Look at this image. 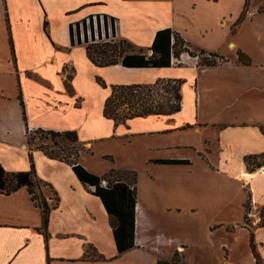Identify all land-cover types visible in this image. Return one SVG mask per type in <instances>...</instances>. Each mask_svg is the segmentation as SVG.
<instances>
[{
	"label": "crops",
	"instance_id": "obj_1",
	"mask_svg": "<svg viewBox=\"0 0 264 264\" xmlns=\"http://www.w3.org/2000/svg\"><path fill=\"white\" fill-rule=\"evenodd\" d=\"M248 8L256 14L246 16ZM95 14L113 17L112 38L127 40L135 52L151 55L156 33L170 28L192 51L223 61L205 65L183 52L169 67L98 66L87 43L73 44L70 32L71 24ZM241 53L250 64L240 61ZM164 80L182 82L180 111L118 125L104 115L115 86ZM27 128L75 130L88 149L80 163L98 175L134 165L117 160L95 167L87 152L96 142L144 139L132 161L146 164L148 179L145 188L137 185L133 249L119 254L93 188L70 164L31 150ZM30 155L55 195L46 194L49 220L43 223L26 187L0 192V264H159L177 252L181 264H255L251 231L264 258L258 214L264 208V0H0V162L8 171H26ZM247 156L257 158L248 164ZM234 212L242 219L215 218Z\"/></svg>",
	"mask_w": 264,
	"mask_h": 264
},
{
	"label": "trees",
	"instance_id": "obj_2",
	"mask_svg": "<svg viewBox=\"0 0 264 264\" xmlns=\"http://www.w3.org/2000/svg\"><path fill=\"white\" fill-rule=\"evenodd\" d=\"M108 18L111 20L112 34L115 37L114 18L104 15V25L107 35ZM90 19L92 25V15ZM79 25L80 22L70 25L73 44L76 42L82 43L79 36ZM83 25L86 31V19L83 20ZM74 26H76L77 39L75 38ZM45 28H47V22ZM85 42L87 43L86 48L90 60L98 66L121 64L126 67L140 68L169 67L172 64V56L179 57L183 52H189L193 56L197 54L189 48V44L179 33L174 32L170 28L161 29L156 33L150 48L153 51L151 55L135 52L131 43L123 39L116 40L111 38L102 42H89L86 39ZM199 53L205 54L206 51L199 50ZM239 59L244 64L251 63V60L242 53L239 55ZM203 63L206 65L216 64L214 60H209L205 57L203 58ZM99 81L104 84L101 79ZM181 84L180 80H164L157 81L154 84L115 86L112 94L106 100L104 115L114 120L115 124L118 125L119 123H125L128 119L135 116L178 112L181 109L182 100ZM154 91H157L155 95L152 94ZM159 91L166 93V98L159 94ZM156 95L159 98H156ZM21 103L23 105V102ZM123 105L128 107V111L123 115H119L118 109ZM35 130L27 128V141L30 149L42 150L50 158L70 164L80 181L86 187L93 188V194L98 196L103 202L111 219L113 235L119 254L133 249L135 247L137 172L135 170L112 168L104 175L95 174L79 161L80 154L88 151V149L80 142L75 130L56 131L38 128L37 130L50 134L52 139H59L58 141L52 140V147L44 144L34 146L32 132ZM256 158L254 156H247L245 157V161L250 164ZM155 162L165 164L191 163L188 159H158ZM30 163L29 170L11 172L0 162V192L9 195L21 187H26L31 195V199L41 208L43 223L47 225L52 206L44 194L43 187L49 186L52 190V186L37 176L32 155H30ZM103 181L107 182L106 186L102 185ZM245 208L247 213H249L251 210L249 200L245 204ZM245 219H248V214L245 215ZM260 224L264 226V214H262ZM250 248L255 258V264H264V258L257 249L252 231L250 234ZM172 260L175 263L159 261V264H181V257L178 252L175 253Z\"/></svg>",
	"mask_w": 264,
	"mask_h": 264
},
{
	"label": "rangeland",
	"instance_id": "obj_3",
	"mask_svg": "<svg viewBox=\"0 0 264 264\" xmlns=\"http://www.w3.org/2000/svg\"><path fill=\"white\" fill-rule=\"evenodd\" d=\"M246 15V14H245ZM247 16V15H246ZM197 54L200 55L201 60L200 62L203 63V58H207L205 56V54H200L199 51H195ZM204 55V56H203ZM213 58H209V60H214L216 63H220L222 62V58L221 61L218 62V60L214 57V55H212ZM204 64V63H203ZM206 65V64H205ZM168 86V85H167ZM166 86V87H167ZM157 91H154L152 94L155 95ZM159 94L163 95L164 98H166V93H164L163 91H159ZM156 98H159L156 95ZM128 111V107L126 105L121 106L120 109H118V114L119 115H123L125 113H127ZM32 138L34 139L33 144L34 146H37L39 144H44V145H48L51 146L53 145V141H58L59 139L55 138L52 139V136L50 134H48L47 132H43L41 130H35L32 132ZM53 140V141H52ZM140 141H144V139L142 137H136L133 139V141H100V142H96L91 150V152H87L88 154V158L89 161H91L92 165H94L95 167H98V165L100 164H107V165H113L115 163L118 164L119 162L122 163L121 165H134V168H131L132 170H135L138 174V180H137V185L140 188H145L148 179L146 178V164L143 163L142 161H136V162H132L133 161V156L134 154L140 149L142 148L140 146ZM118 160V163H117ZM140 178V179H139ZM130 179V178H129ZM138 189V188H137ZM44 190V194L46 196L47 195H54L53 190H51V188L49 186H44L43 187ZM238 190H236L235 192H237ZM244 192V191H243ZM47 198V197H46ZM49 202V199H47ZM55 201V198H54ZM251 212V211H250ZM258 214L260 216V218L262 217V214H264V208H260L258 210ZM242 216H240L239 214H237L236 212L230 214L229 216H217L215 217L218 220H224V218L226 219H230L232 221L238 220L240 219ZM242 219V218H241ZM253 217L252 215L248 214V219H244V223L247 225H252L253 224ZM216 242H217V248L215 250V253L218 252V250H220L219 248V243L222 240L221 236H217L216 237ZM246 240V237H245ZM248 251V245H246V241H245V255L246 252ZM179 254V253H178ZM241 255V258L244 255V252L242 254V252H238V256ZM180 256V255H179ZM175 263L173 260L170 261Z\"/></svg>",
	"mask_w": 264,
	"mask_h": 264
},
{
	"label": "built area",
	"instance_id": "obj_4",
	"mask_svg": "<svg viewBox=\"0 0 264 264\" xmlns=\"http://www.w3.org/2000/svg\"><path fill=\"white\" fill-rule=\"evenodd\" d=\"M245 14L247 16H253L256 14V10L248 8L246 10ZM99 23H100V26H99ZM104 24H105V19H104L103 15H98V14L92 15V25H91L90 17L86 18V25H87L86 31L84 30L83 22H81L79 25V29H80L79 36H80L81 41L85 42L86 39L89 42H102V41L110 40L112 38V35H113L112 34V28H111V20L108 18V29H107L108 35H107L106 28H105ZM74 28H75V38L77 39L78 35L76 32V26H74ZM212 55H213L212 53H206L205 54V56L208 57V59L213 58ZM214 57L218 60V62L221 61V59L219 57H217L215 55H214ZM195 58L200 62L201 57L199 54H197L195 56ZM177 60H178V58L172 57V62H175ZM102 185L106 186L107 182L103 181Z\"/></svg>",
	"mask_w": 264,
	"mask_h": 264
},
{
	"label": "bare ground",
	"instance_id": "obj_5",
	"mask_svg": "<svg viewBox=\"0 0 264 264\" xmlns=\"http://www.w3.org/2000/svg\"><path fill=\"white\" fill-rule=\"evenodd\" d=\"M246 176H248V174Z\"/></svg>",
	"mask_w": 264,
	"mask_h": 264
}]
</instances>
